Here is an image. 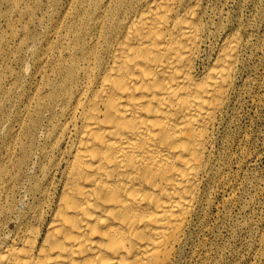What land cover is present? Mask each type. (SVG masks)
I'll return each mask as SVG.
<instances>
[{
	"label": "bare ground",
	"instance_id": "obj_1",
	"mask_svg": "<svg viewBox=\"0 0 264 264\" xmlns=\"http://www.w3.org/2000/svg\"><path fill=\"white\" fill-rule=\"evenodd\" d=\"M108 11L60 71L69 99L46 134L51 161L32 215L0 227V264H169L203 206L242 40L205 56L202 0ZM255 252L264 264V225Z\"/></svg>",
	"mask_w": 264,
	"mask_h": 264
},
{
	"label": "rangeland",
	"instance_id": "obj_2",
	"mask_svg": "<svg viewBox=\"0 0 264 264\" xmlns=\"http://www.w3.org/2000/svg\"><path fill=\"white\" fill-rule=\"evenodd\" d=\"M122 1L0 0L3 231L14 225L9 216L32 215L33 190L51 161L44 154L46 134L68 106L60 71L77 55V35L86 34L103 10L112 15ZM202 3L205 56L232 34L243 45L213 134L203 206L169 264H250L264 225V0Z\"/></svg>",
	"mask_w": 264,
	"mask_h": 264
}]
</instances>
